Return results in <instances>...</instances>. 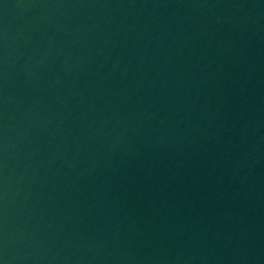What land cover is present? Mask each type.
Instances as JSON below:
<instances>
[{
    "label": "water",
    "instance_id": "95a60500",
    "mask_svg": "<svg viewBox=\"0 0 264 264\" xmlns=\"http://www.w3.org/2000/svg\"><path fill=\"white\" fill-rule=\"evenodd\" d=\"M0 264H264V0H0Z\"/></svg>",
    "mask_w": 264,
    "mask_h": 264
}]
</instances>
